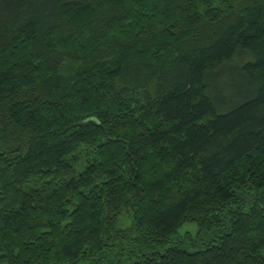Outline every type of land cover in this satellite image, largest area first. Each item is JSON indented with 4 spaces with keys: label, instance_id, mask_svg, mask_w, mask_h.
<instances>
[{
    "label": "trees",
    "instance_id": "obj_1",
    "mask_svg": "<svg viewBox=\"0 0 264 264\" xmlns=\"http://www.w3.org/2000/svg\"><path fill=\"white\" fill-rule=\"evenodd\" d=\"M0 264H264V0H0Z\"/></svg>",
    "mask_w": 264,
    "mask_h": 264
},
{
    "label": "rangeland",
    "instance_id": "obj_2",
    "mask_svg": "<svg viewBox=\"0 0 264 264\" xmlns=\"http://www.w3.org/2000/svg\"><path fill=\"white\" fill-rule=\"evenodd\" d=\"M120 225L123 228L129 227L132 224L131 218L127 213H123L120 219ZM201 236V237H200ZM210 235L203 234L200 232L199 225L196 222L189 221L186 222L182 227H180L170 242L169 246L181 244L184 247H188L191 243L196 239H200L199 242H203V240L209 238ZM194 249V248H191ZM132 260H128L127 262H131Z\"/></svg>",
    "mask_w": 264,
    "mask_h": 264
}]
</instances>
